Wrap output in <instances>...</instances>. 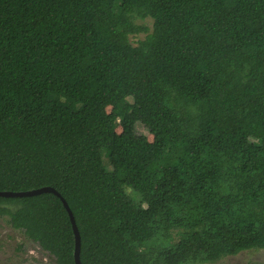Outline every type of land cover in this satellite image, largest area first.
I'll use <instances>...</instances> for the list:
<instances>
[{
    "label": "trees",
    "instance_id": "trees-1",
    "mask_svg": "<svg viewBox=\"0 0 264 264\" xmlns=\"http://www.w3.org/2000/svg\"><path fill=\"white\" fill-rule=\"evenodd\" d=\"M44 186L83 264L264 249V0H0V190ZM0 216L76 264L56 194Z\"/></svg>",
    "mask_w": 264,
    "mask_h": 264
},
{
    "label": "rangeland",
    "instance_id": "rangeland-1",
    "mask_svg": "<svg viewBox=\"0 0 264 264\" xmlns=\"http://www.w3.org/2000/svg\"><path fill=\"white\" fill-rule=\"evenodd\" d=\"M115 9H117V6H115ZM136 22L144 28L136 30L130 36V41L135 45L153 30L154 19L150 16L138 17ZM110 110L111 107L106 108L107 112ZM137 130L139 133L146 134L148 141L153 140V135L142 123L137 124ZM121 131L122 129L119 127L118 132ZM0 264L56 263L54 258L42 250L37 243L28 239L22 231L13 228L8 222V217L0 216ZM196 264H264V249H247L238 254L223 256L214 262Z\"/></svg>",
    "mask_w": 264,
    "mask_h": 264
},
{
    "label": "water",
    "instance_id": "water-1",
    "mask_svg": "<svg viewBox=\"0 0 264 264\" xmlns=\"http://www.w3.org/2000/svg\"><path fill=\"white\" fill-rule=\"evenodd\" d=\"M44 192H52V193L56 194L62 200L65 208L67 209V211L70 215V219H71L72 226H73V231L75 234V252H74L75 262H76V264H83L81 261V235H80V231H79L74 213H73L68 201L66 200L65 197L62 196V194L59 191H57L55 188H53L51 186H44V187H40L37 189L26 190V191H2V190H0V196L24 197V196L38 195V194H41Z\"/></svg>",
    "mask_w": 264,
    "mask_h": 264
}]
</instances>
